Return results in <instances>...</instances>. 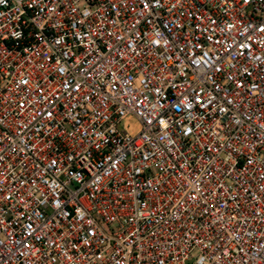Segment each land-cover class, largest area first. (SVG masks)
<instances>
[{
    "label": "built area",
    "instance_id": "obj_1",
    "mask_svg": "<svg viewBox=\"0 0 264 264\" xmlns=\"http://www.w3.org/2000/svg\"><path fill=\"white\" fill-rule=\"evenodd\" d=\"M0 264H264V0H0Z\"/></svg>",
    "mask_w": 264,
    "mask_h": 264
}]
</instances>
